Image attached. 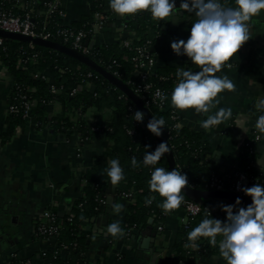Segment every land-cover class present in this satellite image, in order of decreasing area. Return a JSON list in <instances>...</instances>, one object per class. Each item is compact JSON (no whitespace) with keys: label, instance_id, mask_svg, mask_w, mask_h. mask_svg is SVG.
<instances>
[{"label":"crops","instance_id":"0c3cea01","mask_svg":"<svg viewBox=\"0 0 264 264\" xmlns=\"http://www.w3.org/2000/svg\"><path fill=\"white\" fill-rule=\"evenodd\" d=\"M28 0H21V3ZM40 2L41 0H31ZM95 0H62L63 24H70L82 17L90 16L93 23L100 15L114 18V21L99 28L93 24V35L89 44L95 45L110 41H120L123 27L128 19L112 13L109 0H103L102 10L95 11ZM234 6V0H221ZM21 5V4H20ZM19 4L17 5L20 8ZM179 8V7H177ZM37 14L42 11L37 9ZM193 14L185 13L179 23L169 26L162 41L154 49L155 67L166 68L177 83V68L198 71L196 65L184 55L177 56L171 50L173 40H187ZM252 39L246 42L232 58L233 67H225L216 75H227L235 84V92H223L219 107H230L232 117L220 126L208 131L200 127L206 114H197L194 109L179 110L171 104L168 107L178 117V127H185L204 135L208 150L201 155V161L210 169L227 173L238 167L241 148L250 133L256 129L260 110L257 104L264 100V12L252 21ZM90 46V45H89ZM90 46V47H92ZM14 81L11 74L0 65V135L6 129L8 100ZM32 102L31 107L35 105ZM61 111L58 103H49L42 112L30 110L24 123L15 128L7 141L0 137V213L2 208L12 205L15 213L7 220H0V264L14 254L18 259H27L40 252L52 251V239L33 234L38 216L45 210H52L61 218L70 214L76 199L83 194L84 172L111 144L112 141L101 133L84 130H58L55 125ZM111 116V110L87 109L73 120L84 123L88 130L100 126ZM255 144L256 160L254 167L264 173V133ZM106 185L103 193L101 213L86 226L91 230L88 239L87 261L90 264H183L174 253V244L182 227L181 208L172 210L162 222L149 224L134 230L120 239L112 238L106 231L109 222L124 220L129 199ZM108 197H111L110 200ZM113 202L122 204L123 211L112 212ZM191 254L197 249L187 248ZM120 255V257H118ZM198 264H226V261L209 251Z\"/></svg>","mask_w":264,"mask_h":264},{"label":"trees","instance_id":"16d2710c","mask_svg":"<svg viewBox=\"0 0 264 264\" xmlns=\"http://www.w3.org/2000/svg\"><path fill=\"white\" fill-rule=\"evenodd\" d=\"M50 1L41 0L36 3L28 0L34 9V22L38 30L44 26L46 30L54 34L51 40L70 47L69 42L64 41L62 36L56 35L58 30L65 27L58 12L45 14L46 2ZM20 2L21 0H7L6 7L13 13H22V10L17 6ZM94 4L95 11L100 12L103 0H95ZM179 4L180 0H176V7ZM36 8L42 13L37 14ZM128 18L123 27V37L120 41L95 44L89 47L88 57L112 75L117 72L116 78L124 82L140 98L151 117L164 118L165 129L162 134L171 149L176 167L181 169L182 174L187 175L188 183L193 188L209 190L208 183L212 173L219 176L229 174L233 178L237 171L256 175L260 181L264 182V173L254 167L256 152H251L249 145H246V142L252 145L251 140L254 131L260 133L257 128L250 133L242 145L238 167L230 172L220 173L208 168L201 161V155L208 150L206 142L202 140L203 134L185 127L171 128L174 121L170 118V109H160L153 103L146 104L145 100L141 98L142 93L135 91V84L140 81V72L133 66L131 60L132 56L135 55L134 47L147 45L154 54V49L162 41L165 33L162 27L167 22L153 19L150 12L139 13ZM112 21L114 18L108 16L106 24ZM68 25L72 27L71 29L86 31L88 39L93 35L91 33L93 21L90 16L82 17ZM0 65L11 74L14 81L8 105L19 104L22 100L19 97L21 95H25L26 100L31 101V103L36 102L33 107H30L32 112H42L47 104L58 103L61 106L55 125L58 130L67 131L79 128L84 130V135H89L91 132L101 133L112 141V144L84 172L83 194L74 201L70 214L63 218L62 227L58 234L52 237L53 250L31 256L29 258L31 264H90L87 261L89 247L87 241L91 230L86 229V226L101 213L104 207L101 200H103L104 189L109 182L106 169L109 167L108 162L111 159H118L124 170L125 179L118 185V193L132 192V196L128 198L129 203L124 220L120 223L124 232L126 233L130 229L129 235L131 236L134 230L163 221L166 213L159 207L162 198L158 194L150 192L149 180L155 167H162L170 171L168 163L164 156L155 167H144L143 156L145 152L154 151L159 143L155 136L147 130V124L144 120L142 123H138L133 119L128 111V106L134 105L118 88L73 57L49 47L34 44L30 46L27 42L15 39L2 40ZM87 72H91L92 76L84 79ZM41 75H45V78ZM162 77L164 79H161ZM147 81L152 83V87L163 89L167 97L174 88L173 77L166 68H154L148 75ZM53 86L57 89L54 93L51 91ZM74 89L76 91L73 93ZM89 108H94L97 111L111 110V116L98 126L97 131H90L84 123L72 119V116L80 115ZM260 115H264V111H259L258 117ZM24 120L21 110L8 112L6 129L0 135L2 141L9 140L15 128L22 125ZM129 130H133V132L129 133ZM146 145L151 147L146 149ZM133 156L140 163V167H132L131 158ZM224 190L230 191L229 183L225 184ZM183 195L184 201L198 202L201 210L188 219L187 227L182 225L180 228L174 244L175 255L183 264H198L200 260L207 257L209 251L220 256L218 246H211L208 238H200L197 241L199 248L194 254L189 253L184 245L188 242V233L198 226L205 217L206 209L211 212L212 218L224 220L226 214L221 211V205H229L234 202L225 199L197 200L185 193ZM146 197L150 199L155 197L150 206L145 205ZM240 206L247 205L241 203ZM70 215L72 218L69 220ZM81 216L84 217L83 220ZM110 223L113 222H109L108 225ZM105 231L107 232V227ZM37 237L42 236L37 235ZM217 239L219 241L220 237ZM10 264H19V260L13 258Z\"/></svg>","mask_w":264,"mask_h":264},{"label":"clouds","instance_id":"9594fccd","mask_svg":"<svg viewBox=\"0 0 264 264\" xmlns=\"http://www.w3.org/2000/svg\"><path fill=\"white\" fill-rule=\"evenodd\" d=\"M109 7L120 17L150 12L153 19L165 23H179L185 13L193 14L196 19L191 24L187 40H173L170 47L175 55L186 56L199 70L177 68V83L171 93V104L179 110L194 109L197 114H206L200 127L208 131L232 117L230 107L218 108L221 103L218 97L225 91L235 92L236 86L227 75L216 74L225 67L231 69L232 58L252 39V21L264 12V0H234V6L221 0H180L179 8L176 7V0H109ZM156 96L161 101L168 99L159 90ZM257 109L264 111V100L259 101ZM133 119L142 123L144 113L136 111ZM146 127L159 137L165 129V120L152 116ZM255 127L264 133V115L258 117ZM150 147L145 146L146 149ZM170 152L168 142H161L154 151L145 152L144 167H155ZM108 163L109 182L118 186L125 179L124 170L118 159H111ZM131 165L133 168L140 167L135 156L131 158ZM187 187V175L176 167L172 171L155 167L149 180V190L162 198L159 207L166 214L181 206ZM240 191L251 198V204L241 207L238 197L233 204L221 205V211L226 214L224 220L212 218L211 212L206 209L205 217L188 233L185 248L198 250L197 241L208 238L211 246H218L226 264H264V187L256 183L251 187H241ZM154 198L146 197L145 205L150 206ZM123 207L120 203L111 204L116 215L123 211ZM81 219L84 217L81 216ZM107 233L114 239L125 235L119 221L110 223Z\"/></svg>","mask_w":264,"mask_h":264},{"label":"built area","instance_id":"2783aa9c","mask_svg":"<svg viewBox=\"0 0 264 264\" xmlns=\"http://www.w3.org/2000/svg\"><path fill=\"white\" fill-rule=\"evenodd\" d=\"M18 1V0H17ZM7 0H0V29L6 30L9 32L19 33L26 36L31 37H40L42 39L51 40L54 34L45 29V27H41L38 30L36 23L34 22L33 15V7L32 3L24 2L18 3L21 7L22 13L16 14L13 13L6 7ZM46 10L45 14L48 15L57 11L59 16L62 18L64 16V9L62 6V0H51L50 2H46ZM179 7V6H178ZM112 13H114L112 11ZM108 16L100 15L97 20L93 23L97 25V27L102 28L106 25ZM68 24H65V27L58 30L56 35H60L63 37V40L70 43V48L82 53L83 55L88 56L89 53V39L87 38L88 33L83 29L75 30L71 29ZM93 34V29L91 30ZM3 38H0V45H2ZM30 46L33 44L29 43ZM128 44V43H126ZM135 55L132 56L131 60L133 62V66L140 72V81L135 84V91L138 93H142L141 98L145 100L146 104L153 103L157 105L160 109H170L167 104V99L161 101L159 97L156 96L157 90L167 96L165 91L161 88L152 87V83L147 81V77L151 71H153L155 67V56L152 53L151 49H148L147 45H138L134 47ZM113 75L117 77V72H114ZM85 78H89L92 76L91 72L85 73ZM41 77L45 78V75H41ZM161 79H164L162 77ZM51 91L54 93L57 89L53 86ZM76 89L72 92L74 93ZM123 94V93H122ZM124 95V94H123ZM125 96V95H124ZM22 100L19 104H11L8 105V112H18L22 111V115L24 118L28 117L31 107V101L26 100L25 95L19 96ZM126 97V96H125ZM129 113L134 116L135 112L138 111L135 106H128ZM171 115L170 118L174 121L171 125V128L178 126V117L174 110L170 109ZM98 126L92 127V131H97ZM129 133H132L133 130H129ZM259 137V138H258ZM260 134L254 131L253 139L251 140L252 145L246 142V145H249L250 151H255V144L259 141ZM226 183H229V189L231 192L237 193L240 196L250 198L244 195L243 192L240 191L241 187H251L256 183L261 184L264 187V182L260 181L259 177L253 175L251 173H246L244 171H237L232 178L229 174H225L223 176L216 175L212 173L209 179L208 187L209 190H224V186ZM190 187H192L189 184ZM122 196L125 198H129L132 196V192H124ZM103 203V200H101ZM181 210L183 212L182 217V225L187 227L188 219L196 215L200 210L201 206L198 202L192 200L183 201L181 205ZM72 215L68 217L70 220ZM63 218L58 216L52 210H45L42 212L38 218L37 222L33 229V234L35 236H42L46 239L55 237L59 230L62 227ZM130 229L127 230L125 235H129ZM66 248V246H63ZM120 257V255H118ZM18 259L17 256L11 254L3 264H10L12 259ZM19 264H31L29 258L27 259H18Z\"/></svg>","mask_w":264,"mask_h":264},{"label":"water","instance_id":"95a60500","mask_svg":"<svg viewBox=\"0 0 264 264\" xmlns=\"http://www.w3.org/2000/svg\"><path fill=\"white\" fill-rule=\"evenodd\" d=\"M125 18L128 19L127 16ZM173 25H176V23H170L168 25H164L162 29L166 30L169 26H173ZM0 38L15 39V40L31 43L34 45L49 47L54 50L60 51L70 57H73L74 59L78 60L79 62L83 63L84 65L88 66L92 70L102 75L112 85L118 88L133 103V105L138 111H141L144 113L143 120L146 122V124L152 118L148 109L144 106L140 98L124 82H122L120 79L116 78L111 73H109L107 70L102 68L98 63H96L90 57L83 55L82 53L66 45H62L53 40L42 39L40 37H31V36H26V35H22L19 33L9 32V31L0 29ZM89 45L92 46V44H89ZM155 139L157 140L159 144L161 142H167L163 134L159 137L155 136ZM164 156L166 158L170 171L175 169L176 164L174 162L171 152L166 153ZM109 186L110 188L116 187V186H112L111 184H109ZM184 193L190 196L191 198H194L197 200L199 199H225V200H230V201L235 202L236 198L239 197L242 204H245V205L251 204V198L243 197V196L238 195L237 193H234L231 191H225V190H199V189L189 186L184 189ZM110 198L111 197H108L109 200ZM14 213H15L14 206L7 205V207L5 206L4 208H2V212L0 213V220L2 221L7 220L9 216L13 215Z\"/></svg>","mask_w":264,"mask_h":264}]
</instances>
